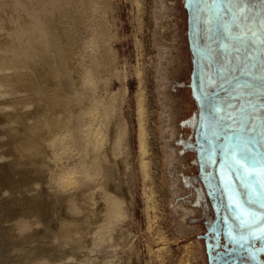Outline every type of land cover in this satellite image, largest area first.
<instances>
[{"label":"rangeland","instance_id":"rangeland-1","mask_svg":"<svg viewBox=\"0 0 264 264\" xmlns=\"http://www.w3.org/2000/svg\"><path fill=\"white\" fill-rule=\"evenodd\" d=\"M82 2L0 0V264H206L186 0Z\"/></svg>","mask_w":264,"mask_h":264},{"label":"flooded vegetation","instance_id":"flooded-vegetation-1","mask_svg":"<svg viewBox=\"0 0 264 264\" xmlns=\"http://www.w3.org/2000/svg\"><path fill=\"white\" fill-rule=\"evenodd\" d=\"M253 4L254 0H201L195 6L204 21L200 23L194 19L192 0H186L188 84L196 107L190 148L206 201L201 233L206 264H264V172L249 185L227 155L243 146L240 122L253 113L248 100L253 98L255 74L254 68L246 67L255 64L249 57L255 56L256 40L248 35L249 29L255 31ZM237 94L241 102L230 107L229 100ZM205 96L224 117L220 128L210 126ZM229 115L235 122L227 119ZM221 129L218 139L213 133Z\"/></svg>","mask_w":264,"mask_h":264},{"label":"snow or ice","instance_id":"snow-or-ice-1","mask_svg":"<svg viewBox=\"0 0 264 264\" xmlns=\"http://www.w3.org/2000/svg\"><path fill=\"white\" fill-rule=\"evenodd\" d=\"M200 2L201 0H192L194 6V19L198 20L200 23H204L203 19L198 15V8L195 7ZM248 35L253 38V41L258 39L257 32L252 29H249ZM260 36H264V19L260 22ZM259 42L261 45H264V39H260ZM249 59L254 60L255 56L252 55ZM246 67L251 69L255 68L256 65L250 63ZM247 74L250 75V71ZM204 99L208 106L207 119L210 126L220 128L223 124L224 117L220 115L219 109L216 107L214 101L207 96H205ZM254 107L255 106L250 102L249 108L252 109ZM227 119L235 122L231 115H229ZM227 127L231 128V125H227ZM239 130L244 133V135L240 137V143L243 146L240 148H234L233 151L227 153V155L229 157V162L232 165L238 166L243 177L249 182V185H251V180L264 172V125H257L254 113H250L240 122ZM222 131L223 129L215 131L213 135L218 139L222 138Z\"/></svg>","mask_w":264,"mask_h":264},{"label":"bare ground","instance_id":"bare-ground-1","mask_svg":"<svg viewBox=\"0 0 264 264\" xmlns=\"http://www.w3.org/2000/svg\"><path fill=\"white\" fill-rule=\"evenodd\" d=\"M82 1H87V0H81V3H83ZM91 1V0H90ZM79 2H80V0H79ZM86 3V2H85ZM92 3V2H91ZM91 3L89 4V5H91ZM84 4V3H83ZM87 4V3H86ZM88 5V6H89ZM83 6H85V5H83ZM87 6V5H86ZM81 7V6H80ZM90 7V6H89ZM85 8V7H84ZM88 8V7H87ZM80 9H82V8H80ZM85 10L83 9V12H84ZM89 13V12H88ZM57 27H58V25H57ZM72 32V31H71ZM75 37V36H74ZM69 40V39H68ZM72 41V40H71ZM77 41V40H76ZM65 44V43H64ZM77 44V43H76ZM68 48V47H67ZM74 51H76V49H75V47H70L69 49H68V52L70 53V60L71 61H69V60H67V61H69V63H72V64H75L76 62H77V60H76V56H75V53H74ZM67 54V53H66ZM78 54V53H77ZM81 55V54H80ZM74 56V57H73ZM73 61H74V63H73ZM84 61V60H83ZM79 62V61H78ZM69 65V64H68ZM72 66V65H71ZM85 69V68H84ZM90 72H93V71H87L86 70V72H85V76L87 77L88 75L90 76V74H92V73H90ZM88 74V75H87ZM25 79H27L26 77L24 78V80ZM91 81V80H90ZM113 200H115V199H113ZM109 202H111V199H110V201ZM111 205H112V207H111V209L109 208V210H110V216H112V215H114L115 213H116V209H117V202L116 201H112V203H110ZM109 206V205H108ZM109 212V211H108ZM106 213H107V211H106ZM107 215H109V214H107ZM106 215V216H107ZM116 215H117V213H116ZM116 215H115V217H116ZM110 216H109V218L107 219V220H110ZM114 216H112V218H113ZM114 217V218H115ZM111 218V219H112ZM113 218V219H114ZM111 221V220H110Z\"/></svg>","mask_w":264,"mask_h":264}]
</instances>
